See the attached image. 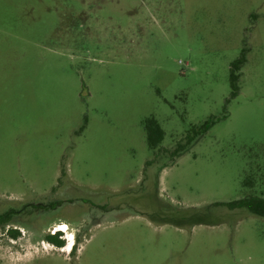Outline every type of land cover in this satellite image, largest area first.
I'll return each instance as SVG.
<instances>
[{
	"label": "rangeland",
	"instance_id": "374dc122",
	"mask_svg": "<svg viewBox=\"0 0 264 264\" xmlns=\"http://www.w3.org/2000/svg\"><path fill=\"white\" fill-rule=\"evenodd\" d=\"M252 197L264 0H0V264H264Z\"/></svg>",
	"mask_w": 264,
	"mask_h": 264
},
{
	"label": "trees",
	"instance_id": "16d2710c",
	"mask_svg": "<svg viewBox=\"0 0 264 264\" xmlns=\"http://www.w3.org/2000/svg\"><path fill=\"white\" fill-rule=\"evenodd\" d=\"M245 49L242 51V55L239 59L232 62L231 68H230V75H229V83L231 88V94L230 96L233 98L237 95L238 92V74L237 72L240 70V67L245 62ZM208 123H205L202 127L199 129H194L193 133L190 135L188 134L185 138V142L181 145H178L177 148L171 153L173 156L177 155L178 153H181L186 150V148L193 142V140L198 136V134L204 132L208 128ZM144 130L146 134V143L148 148L151 151H155V149L159 146V144L162 142L164 137V132L160 126V124L154 119V118H148L144 120ZM248 182V179L244 182V184ZM243 186H247L244 185ZM220 206H224L228 208L229 210L234 209H246L249 213L256 215L258 217L264 218V199L263 198H246V199H240L237 201L229 202V203H220L217 204ZM59 232L55 235H49L47 240L51 242L56 247H61L63 245V241L58 238Z\"/></svg>",
	"mask_w": 264,
	"mask_h": 264
},
{
	"label": "flooded vegetation",
	"instance_id": "af4514ba",
	"mask_svg": "<svg viewBox=\"0 0 264 264\" xmlns=\"http://www.w3.org/2000/svg\"><path fill=\"white\" fill-rule=\"evenodd\" d=\"M37 207L39 209H42L44 206H42V204H39ZM15 214L16 213L13 211H7V212L2 211V213L0 214V226H5L8 224L11 225V227L8 226L9 228L6 229L7 237L9 236L11 240H16L17 238L20 237V232H19L20 228L16 227V225L11 223V218ZM48 236H47V238H48ZM60 236H61V234L59 233L58 237H60Z\"/></svg>",
	"mask_w": 264,
	"mask_h": 264
},
{
	"label": "bare ground",
	"instance_id": "6f19581e",
	"mask_svg": "<svg viewBox=\"0 0 264 264\" xmlns=\"http://www.w3.org/2000/svg\"><path fill=\"white\" fill-rule=\"evenodd\" d=\"M57 227H58L59 230L64 231V230H66L67 225H66V224H60V225H58ZM69 245H70V244H69ZM69 245L67 246L68 248L70 247ZM68 248H67V249H68ZM64 251H65V250H64Z\"/></svg>",
	"mask_w": 264,
	"mask_h": 264
},
{
	"label": "built area",
	"instance_id": "2783aa9c",
	"mask_svg": "<svg viewBox=\"0 0 264 264\" xmlns=\"http://www.w3.org/2000/svg\"><path fill=\"white\" fill-rule=\"evenodd\" d=\"M53 230L55 231V228H53ZM58 231V230H57ZM53 234H54V232H53Z\"/></svg>",
	"mask_w": 264,
	"mask_h": 264
}]
</instances>
